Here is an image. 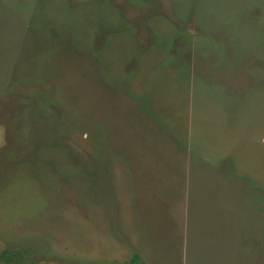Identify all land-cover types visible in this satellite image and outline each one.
Masks as SVG:
<instances>
[{"label":"rangeland","instance_id":"rangeland-1","mask_svg":"<svg viewBox=\"0 0 264 264\" xmlns=\"http://www.w3.org/2000/svg\"><path fill=\"white\" fill-rule=\"evenodd\" d=\"M0 264H264V0H0Z\"/></svg>","mask_w":264,"mask_h":264}]
</instances>
